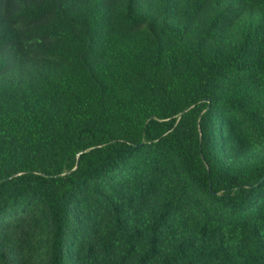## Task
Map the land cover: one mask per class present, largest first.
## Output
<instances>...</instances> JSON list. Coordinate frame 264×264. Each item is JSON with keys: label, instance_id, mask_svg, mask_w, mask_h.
<instances>
[{"label": "trees", "instance_id": "obj_1", "mask_svg": "<svg viewBox=\"0 0 264 264\" xmlns=\"http://www.w3.org/2000/svg\"><path fill=\"white\" fill-rule=\"evenodd\" d=\"M0 264H264V0H0Z\"/></svg>", "mask_w": 264, "mask_h": 264}]
</instances>
